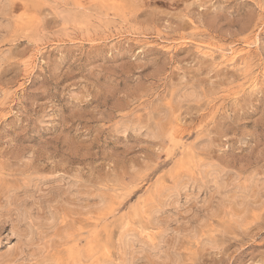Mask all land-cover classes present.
Returning <instances> with one entry per match:
<instances>
[{"label": "rangeland", "instance_id": "1", "mask_svg": "<svg viewBox=\"0 0 264 264\" xmlns=\"http://www.w3.org/2000/svg\"><path fill=\"white\" fill-rule=\"evenodd\" d=\"M263 11L264 0H0V264H182L197 237L225 264H264V66L244 46ZM173 98L175 125L159 103Z\"/></svg>", "mask_w": 264, "mask_h": 264}, {"label": "snow or ice", "instance_id": "2", "mask_svg": "<svg viewBox=\"0 0 264 264\" xmlns=\"http://www.w3.org/2000/svg\"><path fill=\"white\" fill-rule=\"evenodd\" d=\"M78 7L82 8L83 5H78ZM145 14H147L146 11H145ZM0 15H3V14H0ZM262 15H264V14H262ZM8 19L10 22L11 17H8ZM17 19H19V17H17ZM244 39L245 40H249V39L251 40V42L246 44L245 47L250 49L255 45V46H258L260 48V51L262 53L261 64H262V66H264V24L260 25V31L259 32L253 31L250 34V37L246 36V37H244ZM133 58L134 59H140L139 56H134ZM145 58H147V57H145ZM19 63L24 65L25 70H27V68H28L27 60L21 59V60H19ZM230 63H232L234 68H235L236 61L233 60V61H230ZM220 66L223 67L224 65H220ZM212 67L215 68L216 65H213ZM241 68H245V65H241ZM12 70H14V68ZM204 71H207L209 76L213 75V73L211 71H209L207 68H205ZM6 74H10V72H8ZM200 74L203 75V72H201ZM245 74H247V73L245 72ZM181 79L183 80V77H181ZM258 87H259V91H261V93L264 94V83L260 84ZM49 96H51V93H49ZM38 98L44 99V97H38ZM57 99H58V97H57ZM86 99H91V97H86ZM159 103H160V112L162 114H165L166 116L170 117L172 119V121L174 122V125L177 124L178 123L177 116L179 114L175 112V108H174V105L176 103L175 99L173 98L171 103H167V104H164L163 102H159ZM209 103L214 106L215 104L218 103V101L210 100ZM201 117H202V119L205 120V122H211L215 118L214 108L210 107L206 112L201 114ZM225 138H227L226 134H225ZM153 139H156V137H153ZM63 148H64L65 152H67L69 154V156L74 155V154H79V152L81 151V149L77 145L73 144L70 140L68 142L64 143ZM157 151H159V149H157ZM175 167H176L177 171H179V172H186V173L189 172V169L184 167V161L182 159L177 160ZM173 178L175 179V176ZM158 190H159V188H158ZM262 192H264V188H262ZM44 195H46V194H44ZM44 195H42V199L44 198ZM40 210H43V209H40ZM155 215H158V211L156 209H153V216H155ZM262 216H264V213H262ZM255 222L256 221H253V223H255ZM260 224L262 225V231H264V219H261ZM128 226H130V225H125V227H128ZM122 231H123V229H122ZM138 231H139V237H142L144 240H146L148 242V244L154 243L151 231H146L143 227L139 228ZM29 239H31V237ZM145 246L147 247L148 245H145ZM209 249H211L212 251H209ZM218 250L219 249L216 246L209 244L205 238L197 237L193 241L192 246H188V247H185L183 249L184 253L186 254V259L182 262V264H225V261L215 259L213 252L218 251ZM105 253L109 254L107 249H105ZM141 254L143 255V253H141ZM32 264H41V262L40 261H33ZM47 264H65V261L55 260V261L47 262ZM68 264H71V262L69 261ZM81 264H82V262H81ZM128 264H141V262H139V261H128Z\"/></svg>", "mask_w": 264, "mask_h": 264}, {"label": "bare ground", "instance_id": "3", "mask_svg": "<svg viewBox=\"0 0 264 264\" xmlns=\"http://www.w3.org/2000/svg\"><path fill=\"white\" fill-rule=\"evenodd\" d=\"M263 12H264V11H263ZM97 21H98V20H97ZM91 30H92V29H91ZM143 34H144V33H143ZM75 35H76V34H75ZM120 35H121V34H120ZM140 36H141V35H140ZM146 36H147V35H146ZM112 37H113V36H112ZM179 39H180V38H179ZM173 40H174V39H173ZM178 41H179V40H178ZM250 41H251V40H250ZM166 43H167V42H166ZM242 43H243V42H242ZM248 43H250V42H247V44H248ZM198 44H200L199 41H198ZM207 44H208V43H207ZM233 44H234V43H233ZM233 44H232V45H233ZM243 44H245V43H243ZM215 45H216V44H215ZM218 45H219V44H218ZM169 46H170V45H169ZM204 46H206V44H205ZM204 46H202V47H204ZM208 46H210V45H208ZM223 46H224V45H223ZM223 46H222V47H223ZM229 46H230V44H229ZM233 46H234V45H233ZM236 46H237V44H236ZM244 46H245V45H244ZM41 47H42V46H41ZM197 47H200V46H197ZM202 47H201V48H202ZM206 47H207V46H206ZM226 47H227V46H226ZM230 47H231V46H230ZM215 48H217V47H215ZM220 48H221V47H220ZM242 48H243V47H242ZM242 48H241V49H242ZM199 49H200V48H199ZM205 49H207V48H205ZM222 49H223V48H222ZM222 49H220V51H221ZM224 49H226L225 46H224ZM202 50H203V49H202ZM202 50H201V51H202ZM227 50H228V49H227ZM227 50H226V51H227ZM229 50H230V49H229ZM201 51H199V52H201ZM224 51H225V50H224ZM231 51H232V50H231ZM241 51H242V50H240V49H239V50H238V49H237V50L233 49V51H232V55H231V59L233 60V59H235L236 56H238V55H240V54H243ZM245 51H247V50H245ZM211 52H212V51H211ZM217 52H218V51H217ZM251 52H252V51H251ZM205 53H206V51H205ZM212 53H213V52H212ZM244 53H247V52H244ZM35 54H36V53H35ZM215 54H216V52H215ZM223 54H224V53H223ZM210 55H211V54H210ZM220 55H221V54H220ZM228 56H229V55H228ZM248 56H250V55H248ZM221 57H222V56H221ZM31 58H33V57H31ZM222 58H223V57H222ZM227 58H228V57H227ZM243 58H244V57H243ZM247 58H248V57H247ZM229 59H230V57H229ZM238 59H239V58H238ZM243 60H244V59H243ZM246 60H247V59H246ZM248 60H250V57L248 58ZM248 60H247V61H248ZM251 60L253 61V58H252ZM226 61H227V60H226ZM230 61H231V60H230ZM230 61H228V62H230ZM238 61H239V60H238ZM240 61H241V60H240ZM247 61H246V63H247ZM35 63H36V62H35ZM239 63H240V62H239ZM252 63H253V62H252ZM244 65H245V64H244ZM248 65H250V69H251V63L248 64ZM246 66H247V65H245V67H246ZM247 68H248V67H247ZM254 70H255V69H254ZM245 71H246V70H245ZM257 71H258V70H257ZM257 71H256V72H257ZM249 72H251V71H249ZM260 72H261V71H260ZM247 73H248V69H247ZM247 75H248V74H247ZM258 76H259V75H258ZM258 76H257V77H258ZM254 77H255V75H254ZM254 77H253V78H254ZM252 81H253V80H252ZM249 83H250V82H249ZM257 83H258V81H257ZM249 87H250V86H249ZM253 87H254V86H253ZM256 87H257V85H256ZM239 94H240V93H239ZM6 101H7V100H6ZM220 108H221V107H220ZM219 110H220V109H219ZM179 126H180V125H179ZM183 130H184V129H183ZM179 138H180V136H179ZM177 141H178V140H177ZM183 142H184V141H183ZM177 143H178V142H177ZM190 146H191V145H190ZM181 148H182V147H181ZM182 150H183V149H182ZM186 150H187V149H186ZM189 160H190V159H189ZM189 162H190V161H189ZM110 200H111V199H110ZM147 212H148V211H147ZM123 220H124V219H123ZM123 223H124V222H123ZM108 224H109V223H108ZM121 224H122V223H121ZM122 229H123V226H122ZM124 229H125V228H124ZM124 229H123V230H124ZM128 231H129V230H128ZM121 235H123V232H121ZM126 237H127V236H126ZM79 251H80V250H79ZM52 259H53V258H52ZM54 260H55V259H54Z\"/></svg>", "mask_w": 264, "mask_h": 264}]
</instances>
